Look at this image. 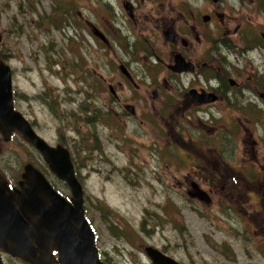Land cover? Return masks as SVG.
<instances>
[{"label": "rangeland", "instance_id": "obj_1", "mask_svg": "<svg viewBox=\"0 0 264 264\" xmlns=\"http://www.w3.org/2000/svg\"><path fill=\"white\" fill-rule=\"evenodd\" d=\"M126 1L133 5L134 18L123 6ZM210 3L214 5L211 0H0V60L11 69L13 106L38 136L71 153L84 213L104 264H152L144 252L148 245L180 264H264V113L241 108L239 100L230 107L236 115L230 124L214 123L218 126L212 132L201 131L197 122H166L159 116L173 111L168 110L163 71L156 65L146 70L138 60L151 43L141 27L147 25V14L159 10L182 13L184 19L176 22L182 30L195 14L200 50H210L213 27L201 20ZM229 5L230 59L259 45L253 50L257 53L243 56L239 65L245 67L232 72L244 82L250 67L245 61L250 56L255 62L264 59V0L220 3L221 9ZM157 34L155 43L161 44L164 39ZM224 34L220 30L218 38L225 39ZM122 65L130 68L139 90L127 86ZM151 80L156 84L149 85ZM108 84L117 89L120 102ZM156 87L163 91V103L153 99ZM132 95L141 104L151 99L154 113L148 107L147 117L120 120L118 105L130 103ZM84 102L92 108L90 115L84 113ZM249 135L258 140L257 161L248 160L242 144ZM201 145L220 148L218 153L206 149L209 159L218 157V165L229 158L230 165L222 167L234 169L230 196L224 195L225 187L208 203L189 194L195 184L204 191L214 187L206 180L210 173L219 174L206 165L207 159L202 165L198 161ZM27 163L34 168L43 163L52 185L69 194L67 184L47 170L40 152L20 133L8 140L0 133V173L15 181ZM3 264L28 263L5 254Z\"/></svg>", "mask_w": 264, "mask_h": 264}, {"label": "flooded vegetation", "instance_id": "obj_2", "mask_svg": "<svg viewBox=\"0 0 264 264\" xmlns=\"http://www.w3.org/2000/svg\"><path fill=\"white\" fill-rule=\"evenodd\" d=\"M211 1L214 5H211L210 3V5L206 8L207 10L201 16V20L204 22V25H212L213 27V30L210 31V43H212L210 50L205 52L200 50L199 44L201 42V38L199 36V25L197 21L199 19H196L195 14H190V18L193 21L189 25L186 24L187 28L182 30L180 28L181 26L176 25V22L184 19V15L182 13L174 16L170 15L166 10H159L157 12L147 14V25L141 27L143 30L141 33H146L149 40H151V43H148L145 58L138 59L141 67L146 70L149 66L156 65L163 71L161 81L165 86V96L171 99L168 103V110L173 112L167 116H159V118L166 122L170 120L197 122L202 124L200 125L201 131L204 129L208 132H212L214 128L218 126H214V123L230 124V119L236 116L230 114V107L235 101H242L240 104L242 106L241 108L247 106L251 112H253L251 108H255L261 114L264 113V59L255 62L253 61L254 57L250 56V58L245 61L250 67L246 72L244 82H238L233 76H231L233 70L245 67L244 64L243 66L239 65V63L243 60V56L257 53L253 50H255L259 45H249L247 48L238 51L237 55L230 59V5L224 8L227 10L226 11L221 9L220 3L222 0ZM124 3V8L126 10H130L131 17L134 18L133 5L129 1ZM220 30L225 31V39L218 38L217 33ZM158 32L162 34L164 39L161 44L155 43L158 38ZM166 32L169 34V39L165 38ZM234 32H236V29ZM143 35L145 34H141L139 37ZM148 38H145V41H148ZM147 54H149V56H147ZM120 70L129 81L127 86L131 85V90H139L140 84L136 82V77L132 75L130 68L122 65L120 66ZM157 81H159L158 77ZM154 84L156 83L151 80V84L149 85L153 86ZM120 85L122 86L121 83ZM107 87L109 92L113 95V98L117 102H120V96L117 94V89L114 85L112 86V84H108ZM149 89L150 88H147L144 91L142 90L143 96L147 95V92L150 91ZM119 90H121V88H119ZM151 91L153 99L163 103L162 89L160 87H156L151 89ZM159 91H162V93L160 94ZM90 107L91 106L89 104L84 102L83 108L86 115L91 114L92 108L90 109ZM109 107L111 108L110 105ZM118 107L119 110L115 112V115L118 116L120 120L130 116L141 119L142 117H147L151 111L154 113L155 104H153L151 99L150 103L141 104L140 99L134 98L132 95L130 103L123 101L120 105H118ZM142 107H146V109L142 110ZM148 107L151 108V111ZM93 111L95 113L97 112L96 110ZM127 112H129V114ZM239 116L243 117V115ZM208 123H211V125H208ZM257 141L258 140L256 138L254 139L250 135L248 140L245 138L242 140V144L243 147H245V151H247L249 161H257L258 156L255 150ZM49 145H59L64 147L60 143H56V145ZM64 148L67 149L66 147ZM206 149H208V151L218 153L220 148L201 145L197 147L196 150L199 154L197 159L200 164L202 165L204 159H207L206 165L212 166V169L219 173L218 175L210 173V179L206 180L207 182H210V184L214 183V187L209 186L207 191L199 188L207 197L205 199H199L208 203V201L211 200L213 193L216 194L220 191H224V187L226 188L224 195L230 196V190H232L233 186L236 184H230V182H234L235 179V176L230 177L231 167L226 169L222 167H228V165H230L229 158H227L226 162L223 159H220L222 162H219L218 165V157L211 156L209 159L207 157L208 153L206 152ZM68 153L74 167L76 165L75 161L69 150ZM217 156H219V154ZM41 157L42 162H45L42 154ZM45 163L48 170L49 165L47 162ZM42 165H38L36 168L43 174L51 186L55 188L46 176L43 169V163ZM0 175L7 181L10 189L14 190L15 188H20V182L22 181L21 176L17 180L12 181L10 178L3 176L1 173ZM213 177L219 180V186ZM195 186L199 187L196 184ZM258 189H260V186ZM56 190L70 202V192L67 194L66 191ZM250 195L251 194L248 191L246 196ZM260 195L263 197L264 193ZM160 252L163 253L162 251ZM4 256L5 255H3V257Z\"/></svg>", "mask_w": 264, "mask_h": 264}, {"label": "water", "instance_id": "obj_3", "mask_svg": "<svg viewBox=\"0 0 264 264\" xmlns=\"http://www.w3.org/2000/svg\"><path fill=\"white\" fill-rule=\"evenodd\" d=\"M94 33L103 38L96 30ZM168 35L166 32V39ZM11 78L10 67L0 60V133L8 140L17 131L36 148L51 172L69 187L71 203L30 163L23 168L19 189L11 190L0 176V250L29 264H103L84 218L83 190L68 150L50 146L14 109ZM189 194L207 198L196 186ZM53 251L58 253L57 259ZM144 251L153 264H180L152 246H145Z\"/></svg>", "mask_w": 264, "mask_h": 264}]
</instances>
